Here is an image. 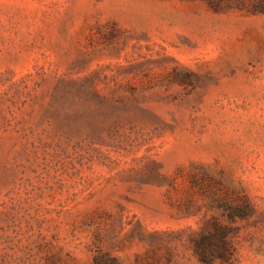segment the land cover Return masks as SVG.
Instances as JSON below:
<instances>
[{
	"label": "rangeland",
	"instance_id": "rangeland-1",
	"mask_svg": "<svg viewBox=\"0 0 264 264\" xmlns=\"http://www.w3.org/2000/svg\"><path fill=\"white\" fill-rule=\"evenodd\" d=\"M262 6L0 0V264H264Z\"/></svg>",
	"mask_w": 264,
	"mask_h": 264
},
{
	"label": "trees",
	"instance_id": "trees-1",
	"mask_svg": "<svg viewBox=\"0 0 264 264\" xmlns=\"http://www.w3.org/2000/svg\"><path fill=\"white\" fill-rule=\"evenodd\" d=\"M214 10H223L226 7L242 5L244 0H205ZM264 7V6H262ZM249 208V203L244 201L243 205L233 207L231 217L243 215ZM194 251L202 264H214L217 259L221 261L230 260L235 254V247L227 237L225 228L220 222L214 223V229L203 230L194 238Z\"/></svg>",
	"mask_w": 264,
	"mask_h": 264
}]
</instances>
